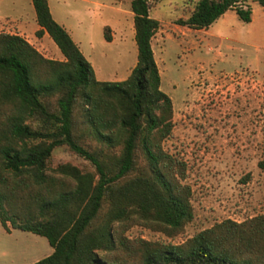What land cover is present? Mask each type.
<instances>
[{"label": "trees", "instance_id": "obj_1", "mask_svg": "<svg viewBox=\"0 0 264 264\" xmlns=\"http://www.w3.org/2000/svg\"><path fill=\"white\" fill-rule=\"evenodd\" d=\"M32 3L36 34L46 30L64 58L0 31V221L53 247L28 264H264V212L225 217L179 242L125 233L141 224L173 236L193 217L185 161L163 147L172 101L160 87L151 46L159 19L149 1L130 2L137 59L117 80L97 79L48 1ZM230 8L251 20L243 0H197L178 20L207 27ZM104 37L111 39L107 31ZM59 145L92 168L68 160L51 167Z\"/></svg>", "mask_w": 264, "mask_h": 264}, {"label": "rangeland", "instance_id": "obj_2", "mask_svg": "<svg viewBox=\"0 0 264 264\" xmlns=\"http://www.w3.org/2000/svg\"><path fill=\"white\" fill-rule=\"evenodd\" d=\"M18 1L24 24H11L7 13L0 31L20 32L43 55L63 59L59 47L52 49L49 34H36L28 0ZM148 1L150 14L159 19L151 46L160 87L172 101V129L163 147L185 161L182 182L190 187L193 217L173 236L141 224L125 233L179 242L225 217L242 220L264 212V9L256 0H243L251 6L250 21L230 8L207 27L192 28L178 19L186 18L197 0ZM130 2L50 0L71 26L97 79L125 78L136 62ZM64 160L92 168L89 160L56 146L49 165ZM8 226L0 221V264H23L46 254L45 236Z\"/></svg>", "mask_w": 264, "mask_h": 264}, {"label": "crops", "instance_id": "obj_3", "mask_svg": "<svg viewBox=\"0 0 264 264\" xmlns=\"http://www.w3.org/2000/svg\"><path fill=\"white\" fill-rule=\"evenodd\" d=\"M48 1V5H49V8H50V11L52 13V16L60 23L62 24L66 30L69 32V34L71 35V37L73 38V40L78 44L80 50L81 47L79 45V42L78 40L74 37L73 35V30L71 28V26L68 24V22L66 21L65 18H63L62 14L60 13L59 9L55 10L52 8L51 6V3H50V0H47ZM6 4L8 5L6 7ZM12 5V6H11ZM18 5H20L19 1L18 0H11V1H8L6 3L5 0H0V25L3 24V21L6 20V17L8 16L7 13L14 19V21L11 23V24H17L18 26H21V24H24V21L22 20V17H23V14L24 12H22V9L21 7H19ZM14 6H17L16 9H18V11L16 13H14L13 11H15V8ZM33 8V9H32ZM28 9H29V12L30 14L32 15L33 17V20H34V29H38L40 28V25L38 24L37 20H36V14H35V9H34V6H33V3H32V0H28ZM8 10V11H6ZM8 32H14L12 30H7ZM20 33V32H18ZM47 31L44 30L42 35L43 36H46ZM49 43L51 44V47L52 49L57 52V48L58 46L55 44V42L51 39H49ZM57 46V47H56ZM83 52V51H82ZM84 54V53H83ZM92 64V63H91ZM93 66V65H92ZM94 68V67H93ZM94 72H95V75L97 77V74H96V70L94 68ZM98 78V77H97ZM53 250V247L50 245L49 248H47L46 250V254L50 253L51 251ZM45 254V255H46ZM42 257V256H41ZM38 259V257L34 258L33 260H30L29 262H24L23 264H28L34 260Z\"/></svg>", "mask_w": 264, "mask_h": 264}]
</instances>
